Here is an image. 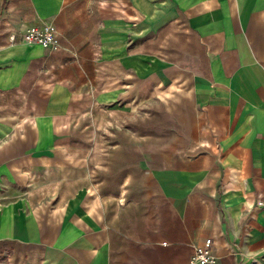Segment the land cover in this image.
<instances>
[{
    "label": "crops",
    "instance_id": "obj_1",
    "mask_svg": "<svg viewBox=\"0 0 264 264\" xmlns=\"http://www.w3.org/2000/svg\"><path fill=\"white\" fill-rule=\"evenodd\" d=\"M41 22L53 47L20 38ZM205 237L264 264V0H0V264H188Z\"/></svg>",
    "mask_w": 264,
    "mask_h": 264
},
{
    "label": "built area",
    "instance_id": "obj_2",
    "mask_svg": "<svg viewBox=\"0 0 264 264\" xmlns=\"http://www.w3.org/2000/svg\"><path fill=\"white\" fill-rule=\"evenodd\" d=\"M20 38L43 47H53L57 43L55 30L48 22L24 25L20 31ZM255 204H262L260 193L257 194ZM213 262L214 256L211 252V239L209 237H205L200 243L192 245L188 264H212Z\"/></svg>",
    "mask_w": 264,
    "mask_h": 264
},
{
    "label": "rangeland",
    "instance_id": "obj_3",
    "mask_svg": "<svg viewBox=\"0 0 264 264\" xmlns=\"http://www.w3.org/2000/svg\"><path fill=\"white\" fill-rule=\"evenodd\" d=\"M95 132H100V130L99 129H96V131Z\"/></svg>",
    "mask_w": 264,
    "mask_h": 264
}]
</instances>
